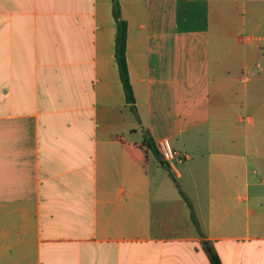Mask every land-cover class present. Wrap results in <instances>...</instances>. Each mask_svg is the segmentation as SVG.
<instances>
[{
    "label": "crops",
    "instance_id": "1",
    "mask_svg": "<svg viewBox=\"0 0 264 264\" xmlns=\"http://www.w3.org/2000/svg\"><path fill=\"white\" fill-rule=\"evenodd\" d=\"M118 1L139 118L112 0H0V264H264V0Z\"/></svg>",
    "mask_w": 264,
    "mask_h": 264
},
{
    "label": "trees",
    "instance_id": "2",
    "mask_svg": "<svg viewBox=\"0 0 264 264\" xmlns=\"http://www.w3.org/2000/svg\"><path fill=\"white\" fill-rule=\"evenodd\" d=\"M112 13L115 21V45L114 57L118 68L119 78L124 92L125 100L129 104L130 110L138 117L135 106V97L130 83L128 65L126 60V40H127V22L123 19L120 11V4L118 0H112ZM130 155L136 160L140 167L145 170L146 160L149 153L153 154L160 162V164L168 171L170 176L174 178L169 165H167L160 157L156 147V143L152 138L144 133L143 139L140 142L126 145ZM210 258L212 264H220V261L213 251H210Z\"/></svg>",
    "mask_w": 264,
    "mask_h": 264
},
{
    "label": "built area",
    "instance_id": "3",
    "mask_svg": "<svg viewBox=\"0 0 264 264\" xmlns=\"http://www.w3.org/2000/svg\"><path fill=\"white\" fill-rule=\"evenodd\" d=\"M157 150L161 159L167 164H171L174 160L182 162L186 160L189 155L184 152H178L173 149L169 139L163 138L156 144Z\"/></svg>",
    "mask_w": 264,
    "mask_h": 264
},
{
    "label": "rangeland",
    "instance_id": "4",
    "mask_svg": "<svg viewBox=\"0 0 264 264\" xmlns=\"http://www.w3.org/2000/svg\"><path fill=\"white\" fill-rule=\"evenodd\" d=\"M152 156V155H151Z\"/></svg>",
    "mask_w": 264,
    "mask_h": 264
}]
</instances>
